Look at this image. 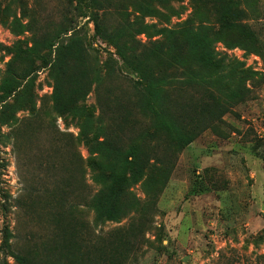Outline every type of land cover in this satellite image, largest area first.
I'll return each mask as SVG.
<instances>
[{
  "label": "rangeland",
  "instance_id": "1",
  "mask_svg": "<svg viewBox=\"0 0 264 264\" xmlns=\"http://www.w3.org/2000/svg\"><path fill=\"white\" fill-rule=\"evenodd\" d=\"M145 8L152 13H137ZM0 12V79L9 60L4 48L30 36L20 26L45 33L69 12H107L104 26L116 27L128 15L133 30L141 29L138 51L160 45L151 71L167 80L178 126L196 136L182 148L149 136L137 105H118L132 95L126 81L92 91L84 103L93 129L123 126L122 146L146 134L142 147L151 156L145 177L129 190L136 211L118 223L97 221L89 207L100 190L88 169L95 156L80 122L53 110L43 66L34 77L35 112L20 111L16 125L1 129L0 245L8 226L12 252L37 254L43 264H264V0H1ZM224 13L253 36L222 28ZM77 24L91 53L113 50L88 18ZM185 28L206 33L218 59L237 65L244 101L227 102L220 86L185 85V74L199 70L185 54ZM119 71L137 79L124 66ZM0 264L15 262L0 251Z\"/></svg>",
  "mask_w": 264,
  "mask_h": 264
},
{
  "label": "trees",
  "instance_id": "2",
  "mask_svg": "<svg viewBox=\"0 0 264 264\" xmlns=\"http://www.w3.org/2000/svg\"><path fill=\"white\" fill-rule=\"evenodd\" d=\"M145 10L147 12L137 13H152L151 10ZM75 13V17L70 12L64 15L52 31L45 33L29 29V23L20 26V32H27L30 36L4 48L9 60L0 79V135L3 127L16 125L18 112L27 111L31 115L35 112L34 77L43 66L48 67L53 82V110L60 116H71L80 122L82 139L89 153L95 156L89 161L88 169L92 173V181L100 186V190L90 199L89 207L97 221L118 223L136 211L137 204L129 197V190L145 177L151 159L148 156L150 150L142 147L147 141L146 134L129 138V143L122 146L119 135L123 126L111 129L100 124L93 129V120L84 103L88 95L92 91L99 92L105 85L111 89L117 80L126 81L132 95H126L118 105L133 101L150 123L149 136H165L173 141L176 148L190 145L196 136L186 134L178 126L176 115L171 109L172 103L165 98L167 80L155 76L151 71V63L163 55L160 45L153 44V49L138 51L135 36L141 33V29L133 30L135 21L131 20V23L128 15L123 24L105 27L107 12ZM79 18H88L93 22L96 36L113 50H103L100 56L91 53L86 45L87 34L83 26L77 24ZM235 26L224 13L221 17L222 28L236 29V32L248 38L253 36L251 32ZM166 33L169 35L172 32ZM182 33L185 54L199 68L198 72L185 74V85L190 88L220 86L224 89L223 95L227 102L244 101L247 90L236 76L237 65L233 61L225 63L218 59L213 41L206 33L190 28H185ZM121 66L137 79L119 74ZM152 159L155 161V158ZM12 238V232L5 226L0 245V251L5 256L12 258L15 264H43L37 254L24 256L13 253Z\"/></svg>",
  "mask_w": 264,
  "mask_h": 264
}]
</instances>
